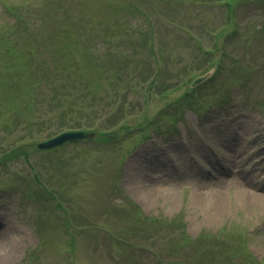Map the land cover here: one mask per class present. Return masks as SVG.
I'll return each mask as SVG.
<instances>
[{"label": "rangeland", "instance_id": "374dc122", "mask_svg": "<svg viewBox=\"0 0 264 264\" xmlns=\"http://www.w3.org/2000/svg\"><path fill=\"white\" fill-rule=\"evenodd\" d=\"M67 1L78 17H89V25L95 21L93 39L107 31L104 50L92 51L98 73L116 62L122 84L131 79L127 101L133 105L123 123L130 128L141 121L142 114L134 113L144 102L154 122L38 152L31 137L55 127L48 111L35 118L31 129L37 131L30 133L26 125L12 132L11 123L4 133L0 121V151L6 153L0 154V264H264V0H141L153 15L156 60L127 47L125 20L142 24L139 12L125 11L122 24L109 27L118 14L111 3L132 0ZM10 18L0 0V21ZM35 19L37 25L48 22L41 14ZM227 51L242 60L234 70L253 66L249 90L229 59L222 60ZM217 60L223 69L202 85L191 108L158 116L188 90L192 72ZM147 63L157 68L150 66L149 78L157 73L165 93L145 91L150 79L141 71ZM105 102L95 100L94 129L104 122ZM23 133L25 139L8 148V138ZM117 133L124 139H115Z\"/></svg>", "mask_w": 264, "mask_h": 264}, {"label": "trees", "instance_id": "16d2710c", "mask_svg": "<svg viewBox=\"0 0 264 264\" xmlns=\"http://www.w3.org/2000/svg\"><path fill=\"white\" fill-rule=\"evenodd\" d=\"M227 1L230 4V0ZM2 2L11 15L10 19L0 21V121H4L2 123L5 124L2 132L5 133L6 128L11 127L9 123L15 126L12 132L22 125H26L28 133L32 130L33 132L37 131L36 128L31 129V127L36 125L35 118L38 115L42 118L46 114L45 111H48L50 121L55 119V127L46 134L47 136L63 129L92 127L93 122L90 121V113L93 112L92 108L96 99L104 100V102L107 100L102 106L104 122L102 121L95 128L97 132L109 136L107 138L113 137V134L119 129H122V132H129L128 125L123 121L131 114L130 110L133 105L132 100L127 101L128 94L133 91L130 84L131 79L126 85L122 84L124 81L122 77L123 68L118 66L119 64L116 62L111 63L109 68L102 73H98L101 71V66L97 57L95 58L92 53L99 47L104 50L106 42L103 35L107 31L93 39L92 32L96 30L93 25L95 21L89 25V17L85 15L78 17V14L73 13L67 0H2ZM142 2L141 0H132L128 4L112 2L110 8L113 13L118 14L113 16L109 27H116L120 20L119 16L124 18L123 13L125 11L130 15L139 12L144 20L142 24L146 25L148 30L144 32L140 29V25L127 22L124 19L131 32L139 34L137 37L131 36V32L127 30L128 40L126 44H128L129 49L139 47L140 53H149L153 56L154 48L150 42L152 39L150 26L153 15L145 11ZM38 14H41L43 21L48 22L35 24V18ZM94 18L92 17V19ZM110 44L115 48L122 45L119 43ZM123 51L125 50L123 49L121 54ZM136 52H138L137 49ZM233 57L234 55L227 51L222 59H229L231 70H234L235 67L233 66L242 61L237 57L234 60ZM204 59L212 61L209 57H204ZM221 63L220 60H217V62H212L204 68L217 64L215 76L224 67V63ZM148 66L149 69L146 71L147 76L145 78H149L151 75L150 66L153 67L151 64ZM252 68L251 63L243 64L242 70L236 67L234 70L235 78L242 80V84L245 85L253 79L255 72L249 71ZM113 70H116V73H112ZM142 72L145 70L143 69ZM186 74L183 73L182 75L186 76ZM195 74L192 72L191 76ZM214 76L206 82L213 81ZM155 79V76L153 80L150 79L149 86L145 90L151 96L156 91L159 93L167 91L165 87L157 86ZM106 81L107 85H105ZM181 84L182 82H176V87ZM201 92L202 85L194 88L189 87L185 93L169 103L168 106L174 109L176 113L183 107H192L190 101ZM119 96L120 99H118ZM144 104L145 108L140 104L141 110L134 113L138 116L142 114L143 119L137 122L135 126H130L139 129L154 122L148 118L147 104L145 102ZM168 106L161 110L158 115L167 113ZM100 116L98 112H95L94 117ZM25 137V133L14 134L13 138H8L6 144L9 145L8 148H15ZM114 138L124 139L118 133ZM32 139L33 137H31ZM74 142L77 144L79 141ZM4 143V139H0V145ZM0 154L2 156L6 154L3 153V148ZM8 158H10L9 154L3 159ZM3 163L2 165H4ZM33 172L36 181L40 182L38 172ZM43 188L41 189L50 196V192L45 190L44 185ZM165 224L168 227L172 223L166 222ZM160 231L162 237L163 231L161 229Z\"/></svg>", "mask_w": 264, "mask_h": 264}, {"label": "water", "instance_id": "95a60500", "mask_svg": "<svg viewBox=\"0 0 264 264\" xmlns=\"http://www.w3.org/2000/svg\"><path fill=\"white\" fill-rule=\"evenodd\" d=\"M209 73L202 75L198 78L195 79L193 84H196L198 82H201L204 80ZM94 132L90 129H77V130H67V131H62L58 133L57 135L44 139L36 144L37 148H50L54 147L56 145L62 144L63 142L67 140H74L78 138H83V137H92Z\"/></svg>", "mask_w": 264, "mask_h": 264}]
</instances>
